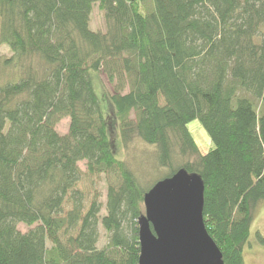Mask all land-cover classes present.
Masks as SVG:
<instances>
[{"label":"trees","instance_id":"16d2710c","mask_svg":"<svg viewBox=\"0 0 264 264\" xmlns=\"http://www.w3.org/2000/svg\"><path fill=\"white\" fill-rule=\"evenodd\" d=\"M95 3L106 31L90 26ZM0 44V264L139 263L156 181L145 187L118 156L116 128L126 150L156 146L162 178L202 177L223 264H246L264 205V0H0ZM92 70L115 83L110 114ZM192 119L214 143L204 154ZM85 160L107 181L104 215L99 193L88 205L78 188Z\"/></svg>","mask_w":264,"mask_h":264},{"label":"water","instance_id":"95a60500","mask_svg":"<svg viewBox=\"0 0 264 264\" xmlns=\"http://www.w3.org/2000/svg\"><path fill=\"white\" fill-rule=\"evenodd\" d=\"M202 177L185 168L145 192L138 219V264H223L222 250L205 226Z\"/></svg>","mask_w":264,"mask_h":264},{"label":"rangeland","instance_id":"374dc122","mask_svg":"<svg viewBox=\"0 0 264 264\" xmlns=\"http://www.w3.org/2000/svg\"><path fill=\"white\" fill-rule=\"evenodd\" d=\"M90 26L94 30L106 31V18H104V11L99 7L98 3L93 5V10L90 15ZM0 52L2 54L10 55V50L7 45L0 44ZM92 83H94L95 92L98 94L99 103L101 104L104 115L110 114L113 105L110 103V95L113 94L115 83L109 82L105 72L91 71ZM70 119L63 118L56 128L60 133H66L69 130ZM190 133L193 134L196 143H198L201 154H204L214 147L210 134L205 130L199 119H192L188 123ZM116 153L121 158H126L131 163L136 174L143 181L145 187H150L155 181L165 176L168 168L159 166L156 156V146L146 144L138 139L131 144V147L126 150L122 145L121 136L118 129H114L111 133ZM81 170H83V177L78 185L82 191L85 192L86 202L89 205L94 195L99 193V199L103 203L102 215L106 214L105 204L107 196V181L104 175H91L86 169V160L79 162ZM69 207V204L67 205ZM19 228L24 232L30 229L24 223H20ZM100 240L99 247L106 246L108 235L100 225ZM250 240L245 246L244 260L246 264H264V205H262L256 213V218L252 224V231L250 233Z\"/></svg>","mask_w":264,"mask_h":264}]
</instances>
